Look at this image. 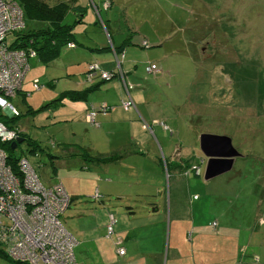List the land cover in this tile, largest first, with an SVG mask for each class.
I'll return each instance as SVG.
<instances>
[{"label": "crops", "instance_id": "obj_1", "mask_svg": "<svg viewBox=\"0 0 264 264\" xmlns=\"http://www.w3.org/2000/svg\"><path fill=\"white\" fill-rule=\"evenodd\" d=\"M78 1L75 0L72 6L78 5L81 7L80 10L68 11L73 12L76 19L72 23L73 40L70 42L74 45L73 47L65 45L54 56L57 57L56 64L62 70L63 82H53L48 73V76L35 77L39 85L42 82L40 87L48 92L45 104L24 103L27 115L41 112L32 120L39 115L46 116L39 120L38 126L46 128L62 122L63 140L61 142L49 140L51 149L44 146L42 148L40 140L31 137L25 128L16 127L30 138L32 143L34 142L22 150L24 157L27 158L28 153L35 158L33 161L36 164L27 159L36 172L38 168L44 166L40 160L42 150L49 159H52L48 161L51 171L47 183L40 180L47 187L58 181L63 185L70 197L69 206L63 214L66 211H74L75 215L71 218L76 219L80 228L74 233L77 236L82 234L81 237L86 242L98 243L102 232L101 223L107 226L112 221L110 248L114 250L112 254L115 252L120 259L115 261L114 258H107L105 255L102 261L105 264L116 262L146 264V256L139 255V250L147 248L149 244H155L160 251L162 250L164 228L156 224L159 221L162 225L166 222L169 225L167 264H200L198 254L191 249V243L179 241L185 229L192 224L203 239L207 235L214 240L215 237L220 239L216 242L226 253V258L220 264H264V210L261 211L258 207L263 206L264 200L256 199L258 204L256 210H250L252 214L248 219L238 221V224L227 225L221 215L210 221L196 222L193 207L189 208L194 205L191 199L194 200L196 196L195 188L191 186L190 179L185 181L180 175L189 163L181 162L186 158L181 154V149L174 146L173 136L166 135L165 125L162 129L157 127L161 139L165 140V145H162L156 133L150 135L145 129L146 125L143 126L141 122L143 105L153 102L147 91L153 83L165 78L160 75L163 72L161 67L170 64L165 60V54L161 55L164 49L160 47L161 41L164 43L169 39L170 33L167 32V28L169 24H173L172 18L164 11V7L168 6L167 1L90 0L92 6L80 5ZM139 1L144 3H138ZM155 12L157 15L154 17ZM126 15L137 16L145 27L139 25L134 31L130 30V20ZM117 16L126 23L124 31L116 25ZM86 31L89 35H86ZM143 41L148 44L143 45ZM153 47L156 49L150 50ZM35 57L38 59L36 62L42 61L45 65L54 58L46 56L44 51ZM93 63L98 64V70L92 79L87 80L88 66ZM150 63L156 64V70L146 69ZM99 70L111 71L114 77L111 80H102ZM19 93L23 98L30 96L25 90H20ZM123 102L129 103L128 106L125 107ZM198 102L206 101L200 98ZM149 110L150 107H147V114L142 113L145 116L144 120L147 118L156 124L159 118L157 114L149 113ZM90 111L95 113L94 123L87 121V114ZM243 123L246 124L238 125V128H243L242 134L247 139L254 138V128L250 129L249 121ZM250 125L252 126V122ZM187 126L192 128L191 122H188ZM182 140V145H185L187 142L185 139ZM240 144L245 149L248 148L246 144ZM242 156L246 157L249 154L244 153ZM106 158L110 159L102 161ZM175 159L180 161V166L172 169ZM199 163L204 165L206 163L203 154L199 157ZM197 166L199 173L195 170L194 173L200 175V164ZM189 175L190 173L185 176ZM165 180L168 181V191H165ZM86 199L92 200L94 206H85ZM114 202L118 204L111 207L113 211H110L107 203ZM71 204L74 205L72 208ZM253 207L255 208V203ZM143 214L154 220L132 222ZM83 217H86L84 222L80 221ZM256 219L257 222L260 219L262 223H256ZM123 222L127 225L124 226ZM214 222L215 226L212 225ZM210 227L214 231H209ZM131 238L132 240H129ZM117 242L124 249L122 255L117 253ZM125 243L129 247L132 245L137 247L138 252L126 250L123 246ZM234 247L244 248L243 257L239 261L235 259ZM245 253L249 255L248 259H245ZM254 257L256 261L253 260ZM74 258L76 262L75 254Z\"/></svg>", "mask_w": 264, "mask_h": 264}, {"label": "rangeland", "instance_id": "obj_2", "mask_svg": "<svg viewBox=\"0 0 264 264\" xmlns=\"http://www.w3.org/2000/svg\"><path fill=\"white\" fill-rule=\"evenodd\" d=\"M39 1L49 6L67 2L71 7L75 0ZM166 1L168 6L164 7V11L172 18L173 24H169L167 28V32L170 33L169 39L164 43L161 41L160 47L164 49L161 55L165 54L164 58L170 64L161 67L163 72L160 75L165 78L149 87L147 95L153 102L143 105L140 115L143 121L141 122L143 126L146 125L145 129L148 133L152 135L155 132L159 140L161 137L157 127L162 129L165 125L166 135L173 136L174 146L181 149V154L187 159L181 160L182 163L188 162L189 164L180 175L185 181L190 179L191 186L195 188L196 196L194 200L191 199L194 201V205L189 206V208L193 207L194 220L196 222L199 220L201 222L210 221L221 215L227 225L238 224V221L248 219V216L252 214H250V210H256L258 206L256 199L264 200V0ZM78 3L91 5L90 0H79ZM138 3H144V1ZM105 5L107 6L108 2ZM155 15H157L156 12L154 17ZM126 17L130 20V30L134 31L139 25L145 27L137 16L126 15ZM24 21L25 27L22 32H25L26 35L43 27L36 20L26 21L24 18ZM75 21L73 12H68L63 20L68 24ZM116 25L123 31L126 28L125 21L119 19L118 16ZM97 26L99 27V25ZM86 35H89V32L86 31ZM14 39V32L7 34L8 45H11ZM146 44L148 43L146 42ZM73 45L68 47H73ZM155 49L156 47H153L150 50ZM56 58H52L45 65L42 61L36 62L38 59L35 56L28 57L29 69L23 80L24 88L21 90L27 91L30 96L23 98L19 91L15 96L7 97V101L21 113V116L17 119H10L8 116L2 117L11 126L25 128L31 137L41 141L42 148L44 146L47 149H51L49 140L55 142L63 140V130L61 129L63 123H54L46 128L38 126L39 120L46 116L39 115L32 120L35 115L41 112L27 115L24 103L45 104L48 92L45 88L40 87L42 90L40 88L36 90L33 87L32 82L35 77L39 78L49 74V78L53 82H63L62 70L56 64ZM40 86H42V82ZM200 98H204L206 102L199 103ZM47 100L49 101V99ZM147 107H150L149 113L157 114L159 119L156 124L152 123L150 119L144 120L143 114H147ZM0 112L4 113L2 110ZM246 120L249 121L250 129L254 128V138L247 139L242 134L243 128H238L239 124L245 125L246 123L243 122ZM188 122H191L192 128H188ZM251 122L253 127L250 125ZM205 132L227 135L241 155L235 158L233 167L228 172L210 180H204L205 165L199 163V157L202 154L199 150L198 136ZM182 139L187 142L185 145H182ZM161 142L162 145H165L164 138L161 139ZM240 143L246 144L248 148L245 149ZM22 148L26 149L25 143H20L17 149L21 150ZM244 153L249 156H242ZM45 154L46 152L42 150L40 160L44 166L38 168L37 172L42 182L47 183L51 171L48 161L52 159H49ZM26 156L36 164L32 155L26 153ZM179 163L180 161L175 159L172 169H177L180 166ZM197 164H200L201 167L200 175L194 173V166ZM182 173L185 175L190 173V175L185 176ZM170 182L172 183V181ZM168 186V181L165 180V191L169 190ZM254 203L255 208L253 207ZM84 204L90 207L95 203L86 199ZM117 204L118 202L107 203L110 211H113L111 207ZM73 206L71 204L70 207ZM258 207L261 211L264 210V203L263 206L259 205ZM73 213L75 212L66 211L60 218L67 230H70L75 240L78 241L73 249L76 264H105L102 261L105 255L107 258L112 257L115 261H119L120 257L115 255V252L112 254L114 250L110 248L112 239L105 236L106 224L101 223L102 232L98 243L86 242L81 237L82 234L76 235L80 228L76 219L71 218L75 215ZM145 214L140 215V218L133 219L132 222L154 220L147 218ZM241 215L244 216L241 217ZM115 218L118 221L116 213ZM85 220L86 217L80 219L83 222ZM256 223L261 224L262 221L259 219L257 222L256 219ZM123 225L126 226L127 223L123 222ZM212 225L215 226L213 223ZM156 226L164 228L162 250L160 251L155 244H149L147 248L139 250V255L146 256V264H167L169 225L166 222L162 225L159 221ZM211 230L214 231L212 228L209 231ZM213 236L216 235L213 234ZM212 238L207 235L203 239L191 224L188 229H185L179 241L191 243V249L198 254L197 259L200 264H220L226 258V253L222 246L216 242L220 239ZM123 246L128 251L131 249L138 252V248H135L134 245L129 247L125 243ZM0 249L6 254L5 247L0 245ZM233 252L235 259L239 261L243 257L244 248L234 247ZM244 256L245 259H248L249 255L245 253ZM254 258L253 260L256 261ZM0 264L14 263L10 259L0 256ZM116 264H120V262H116Z\"/></svg>", "mask_w": 264, "mask_h": 264}, {"label": "built area", "instance_id": "obj_3", "mask_svg": "<svg viewBox=\"0 0 264 264\" xmlns=\"http://www.w3.org/2000/svg\"><path fill=\"white\" fill-rule=\"evenodd\" d=\"M23 12L15 0H0V117H14L18 110L7 101L22 87L28 71V57L36 56L33 49L10 48L7 34L24 29ZM146 45V42H142ZM67 46H72L68 43ZM148 71L156 70L149 64ZM98 70V64L88 66L86 79L90 80ZM102 80H111L113 72L99 70ZM33 87L40 88L37 79ZM129 103L123 102L126 107ZM93 111L87 114V121L94 123ZM90 117V119H89ZM90 120V121H89ZM19 129L8 127L0 119V142L11 143ZM18 173L7 163L5 151L0 147V245L6 248V255L13 261L27 264H76L73 249L76 241L64 227L61 215L70 203V197L61 182L44 186L28 159L17 160ZM198 166L194 170L198 172ZM215 225V223H213ZM113 234L112 221L106 226V236ZM117 253L124 249L118 244Z\"/></svg>", "mask_w": 264, "mask_h": 264}, {"label": "trees", "instance_id": "obj_4", "mask_svg": "<svg viewBox=\"0 0 264 264\" xmlns=\"http://www.w3.org/2000/svg\"><path fill=\"white\" fill-rule=\"evenodd\" d=\"M23 10L25 20H36L43 25L42 29H37L26 35L22 30L14 31L15 39L10 48L14 49H27L32 48L36 55H39L41 51L45 52L46 56L54 57L60 50L68 43L73 40L72 24H66L63 22L66 13L69 10L78 12L80 6H69L67 2L57 3L53 6H49L39 0H15ZM75 3V1H74ZM73 3V5H74ZM70 8V9H69ZM154 64L155 63H150ZM111 72V71H110ZM19 114L10 119L19 118ZM0 119L8 126L14 127L7 123V120ZM11 121V120H10ZM19 137L24 138L22 143H25L30 147L33 143L30 138L21 131L18 133ZM18 145L15 149L10 148V143L0 142V147L7 154V163L11 166L15 173H18L17 160L20 156L24 155L23 150H18ZM110 158L102 159V161L109 160ZM0 256L8 258V256L0 249ZM9 259V258H8ZM11 260V259H10ZM14 264H27L25 262L13 261Z\"/></svg>", "mask_w": 264, "mask_h": 264}, {"label": "water", "instance_id": "obj_5", "mask_svg": "<svg viewBox=\"0 0 264 264\" xmlns=\"http://www.w3.org/2000/svg\"><path fill=\"white\" fill-rule=\"evenodd\" d=\"M22 142L23 138L18 137L10 143V148L15 149L17 144ZM199 148L206 158L204 180H210L228 172L233 167L235 158L240 156L238 150L232 145L230 137L223 134H200Z\"/></svg>", "mask_w": 264, "mask_h": 264}, {"label": "bare ground", "instance_id": "obj_6", "mask_svg": "<svg viewBox=\"0 0 264 264\" xmlns=\"http://www.w3.org/2000/svg\"><path fill=\"white\" fill-rule=\"evenodd\" d=\"M246 100H248V99H246ZM6 153V152H5ZM6 157H7V154H6Z\"/></svg>", "mask_w": 264, "mask_h": 264}]
</instances>
